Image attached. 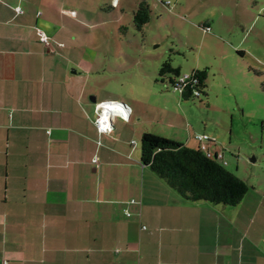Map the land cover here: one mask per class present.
<instances>
[{
  "label": "crops",
  "instance_id": "obj_1",
  "mask_svg": "<svg viewBox=\"0 0 264 264\" xmlns=\"http://www.w3.org/2000/svg\"><path fill=\"white\" fill-rule=\"evenodd\" d=\"M83 4L88 6L80 0H0V263L264 264L261 247L246 232L237 231L232 243L216 239L223 222L229 224L225 208L189 204L167 183L162 186L172 194L171 204L147 203L142 191L146 207L162 208L148 221L150 231L144 225L133 181L138 165L144 177L148 166L134 151L136 141L132 148L105 147L100 139L116 125L136 132L154 120L135 112L131 124L127 104L129 119L114 117L113 127L99 132L96 103L79 113L76 95L83 89L75 76L81 75L78 69L87 73L93 58L81 64L69 40L80 25L99 24L85 17ZM72 66L78 69L70 74ZM120 96L136 106L132 94ZM161 130L156 133L183 143ZM149 173L154 181L157 174ZM208 220L215 228L209 229Z\"/></svg>",
  "mask_w": 264,
  "mask_h": 264
},
{
  "label": "rangeland",
  "instance_id": "obj_2",
  "mask_svg": "<svg viewBox=\"0 0 264 264\" xmlns=\"http://www.w3.org/2000/svg\"><path fill=\"white\" fill-rule=\"evenodd\" d=\"M80 1L88 5L79 7L86 12L85 17L99 24L80 25L75 28L76 39L69 40L76 43L73 53L83 59L81 64L93 58L92 65L86 66L87 73L74 66L68 71L71 74L78 69L81 74L75 76L83 89L79 97V91L76 95L79 113L85 105L95 107L91 101L95 96L97 101L116 98L132 106L131 124L137 120L135 112H140L142 119L154 120L139 124L136 132L130 127L122 131L116 125L100 144L126 143L132 148L135 140L134 151L140 160L143 131L161 133H156L161 130L158 122H167V127L161 125L166 134L186 146L196 148L204 143L213 154H222L227 170L249 185L248 193L234 206L188 203H202L217 211L225 208L229 224L223 222L216 239L232 243L237 231L246 232L247 240L254 239L264 255V0H105L101 6H97L99 0ZM143 1L149 4L151 15L138 29L133 14ZM75 10L79 14L80 10ZM165 62L179 67L182 74L207 70L206 94L182 98L173 91L169 78L175 73L162 72ZM123 93L135 96L136 106L131 98L120 96ZM195 134H206L210 139L199 142ZM138 169L141 172L136 183L133 181V198L141 200L144 225L150 231L148 221L162 208L152 211L146 207L142 191L147 203L171 204L174 199L167 188L163 189L167 184L162 178L156 175L157 181L149 179L148 172L155 176L149 167L145 177L141 165ZM131 207L133 213L135 206ZM208 223L209 229L215 228L214 223ZM205 227L206 234V223Z\"/></svg>",
  "mask_w": 264,
  "mask_h": 264
},
{
  "label": "trees",
  "instance_id": "obj_3",
  "mask_svg": "<svg viewBox=\"0 0 264 264\" xmlns=\"http://www.w3.org/2000/svg\"><path fill=\"white\" fill-rule=\"evenodd\" d=\"M150 15L149 4L140 2L133 14V21L138 29L149 22ZM204 28L208 29L209 26ZM165 70L175 73L169 78L173 89L175 81L184 74L179 67L174 68L168 62H165L162 72ZM191 74L182 94L173 89L182 98H199L202 92L206 94L207 70L195 69ZM196 90L200 96L195 94ZM140 142V162L187 200L234 206L249 191V185L227 170L226 162L218 157V153L209 155L201 145L191 148L179 141L147 131L142 133Z\"/></svg>",
  "mask_w": 264,
  "mask_h": 264
},
{
  "label": "built area",
  "instance_id": "obj_4",
  "mask_svg": "<svg viewBox=\"0 0 264 264\" xmlns=\"http://www.w3.org/2000/svg\"><path fill=\"white\" fill-rule=\"evenodd\" d=\"M22 9L21 7L17 8V12H21L22 13ZM40 38L41 41H43L44 43H48V37L45 35V33L41 32L40 33ZM192 74H184L181 75L176 81H175V86L173 87V89L175 91L178 92H184V89L186 88L187 84H188V80L191 78ZM195 94L197 96H200V93L197 92V90L195 91ZM97 106V111H98V117L95 119V123L97 124V128L99 130V132H107L110 130L111 127H113V122H114V117H121L125 120L129 119V111H130V107L127 104H122L121 102H116L115 100H110V101H103L100 102L98 101L96 103ZM195 139L199 142H203L204 140H209L210 137L206 134H195ZM201 148L205 151L208 152V154L210 155H214L211 152V150L207 147V144H201ZM219 158H222V154H218ZM226 162V161H225ZM0 264H8V261H3Z\"/></svg>",
  "mask_w": 264,
  "mask_h": 264
},
{
  "label": "water",
  "instance_id": "obj_5",
  "mask_svg": "<svg viewBox=\"0 0 264 264\" xmlns=\"http://www.w3.org/2000/svg\"><path fill=\"white\" fill-rule=\"evenodd\" d=\"M91 101H92L93 103H96V98H95V97H91ZM122 104H125V103H122Z\"/></svg>",
  "mask_w": 264,
  "mask_h": 264
},
{
  "label": "clouds",
  "instance_id": "obj_6",
  "mask_svg": "<svg viewBox=\"0 0 264 264\" xmlns=\"http://www.w3.org/2000/svg\"><path fill=\"white\" fill-rule=\"evenodd\" d=\"M97 103V102H96ZM121 103H123V102H121ZM126 104V103H125Z\"/></svg>",
  "mask_w": 264,
  "mask_h": 264
}]
</instances>
